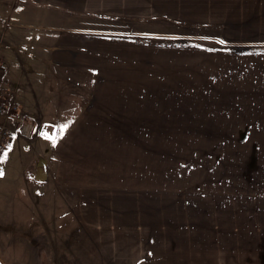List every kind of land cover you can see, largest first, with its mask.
<instances>
[{
  "label": "crops",
  "instance_id": "1",
  "mask_svg": "<svg viewBox=\"0 0 264 264\" xmlns=\"http://www.w3.org/2000/svg\"><path fill=\"white\" fill-rule=\"evenodd\" d=\"M0 55L4 79L18 86L25 115L39 127L30 139L14 138L0 172L24 158L26 140L42 153L34 149L14 172L43 164L44 182L65 193L76 187L89 206L82 220L100 229L98 216L109 219L115 242L158 232V257L168 264H264V200L219 199L201 213L191 204L176 249L172 235L155 232L167 228L166 214L140 210L147 191L146 173L135 170L140 153L117 154L147 129L235 130L223 144H264V0H0ZM58 80L51 100L49 84ZM39 114L57 122L58 135L45 132ZM236 157L242 170L229 175L243 178L238 194H250L264 172H247L250 160ZM129 197L141 201L139 217Z\"/></svg>",
  "mask_w": 264,
  "mask_h": 264
},
{
  "label": "rangeland",
  "instance_id": "2",
  "mask_svg": "<svg viewBox=\"0 0 264 264\" xmlns=\"http://www.w3.org/2000/svg\"><path fill=\"white\" fill-rule=\"evenodd\" d=\"M16 68L22 72L20 63ZM4 81L13 84L8 80ZM60 83L58 80L57 83L52 81L49 84L51 100L58 99ZM56 103L54 101V104L50 105L56 106ZM57 108L58 105L52 115L57 113ZM44 119L43 114L37 115L39 122ZM44 126L46 133L58 135L56 121L47 117ZM36 131L37 128L34 133ZM144 131L145 134L142 130H135L137 141L124 145L122 152L117 154L127 156L130 147L134 148L137 154L140 153L136 156L135 170L146 173L143 182L147 188V191L141 193L143 197L140 210L145 208V212L147 207H157L162 210V215L166 214L169 222L174 218L180 219L179 226H172L168 222L165 230H155L172 235L174 242L178 243H174V248H180L179 242L181 243L186 235L185 218L182 221L181 218L185 214V208L190 209L191 204L194 211L201 213L219 199L233 200L237 206L246 204L247 201L264 200V190H257L264 189V182L257 183L254 187L257 189H251L250 194H238L245 187L240 184L243 178L233 176L242 170V167L238 169V160H235L238 153L250 160L247 166H244L247 172H255V166L259 176L260 172H264V144H223V140H234L231 136H234L235 130H219L220 134L214 136L206 130L196 129ZM24 145L27 146L26 149ZM24 145L22 153L25 159L32 155L34 149L39 151L37 154L42 153L37 144L25 140ZM24 158H16L14 170L10 167L6 172H0V264H168L167 256L158 257L164 248L161 244L162 237L156 235L158 232L152 236L146 234L143 242H140L137 233L131 234L127 241L122 238L121 242H115L108 232L109 219L98 216L99 219L95 222L101 221L100 229H96V223L92 224L91 219L82 220V215L89 206L79 198L75 192L76 187L66 186V193L62 189L59 190L60 188L55 191L51 181L50 185L47 181L48 185H45L44 181H37L36 167L32 172H14L15 169L23 170ZM36 164L37 161L35 166ZM30 169L32 167L27 171ZM229 172H233V175H229ZM51 177L55 179L54 176ZM117 180L118 177L116 182ZM260 180L264 181V177L260 176ZM77 187L89 186L79 183ZM115 194L118 198H125V195H122L124 192ZM130 195L134 196L135 193ZM129 198L126 200H131L132 209L137 206L134 213L139 217L137 203L141 201L139 198ZM120 202L122 203V199ZM71 206H74L75 210ZM87 212L91 214L90 210ZM146 216L144 213L141 217ZM107 245H110V255L105 256ZM166 247L165 251L173 250V242L167 243ZM143 248L159 254H154L153 257V253L147 251L150 256L147 257L142 251Z\"/></svg>",
  "mask_w": 264,
  "mask_h": 264
},
{
  "label": "built area",
  "instance_id": "3",
  "mask_svg": "<svg viewBox=\"0 0 264 264\" xmlns=\"http://www.w3.org/2000/svg\"><path fill=\"white\" fill-rule=\"evenodd\" d=\"M2 70L3 62L0 57V76ZM36 126L23 112L18 98V87L9 86L0 80V163L13 139L32 136Z\"/></svg>",
  "mask_w": 264,
  "mask_h": 264
},
{
  "label": "water",
  "instance_id": "4",
  "mask_svg": "<svg viewBox=\"0 0 264 264\" xmlns=\"http://www.w3.org/2000/svg\"><path fill=\"white\" fill-rule=\"evenodd\" d=\"M37 181H44L46 179V172H44L42 165L38 166L37 174H36Z\"/></svg>",
  "mask_w": 264,
  "mask_h": 264
},
{
  "label": "snow or ice",
  "instance_id": "5",
  "mask_svg": "<svg viewBox=\"0 0 264 264\" xmlns=\"http://www.w3.org/2000/svg\"><path fill=\"white\" fill-rule=\"evenodd\" d=\"M61 127H66V125H64V126H61ZM49 138H52L53 140L55 139L54 137H49Z\"/></svg>",
  "mask_w": 264,
  "mask_h": 264
},
{
  "label": "trees",
  "instance_id": "6",
  "mask_svg": "<svg viewBox=\"0 0 264 264\" xmlns=\"http://www.w3.org/2000/svg\"><path fill=\"white\" fill-rule=\"evenodd\" d=\"M41 165H42V168H43V167H44L43 164H41ZM37 169H38V167L36 168V170H37ZM44 169H45V168H43V170H44ZM44 172H45V170H44Z\"/></svg>",
  "mask_w": 264,
  "mask_h": 264
}]
</instances>
